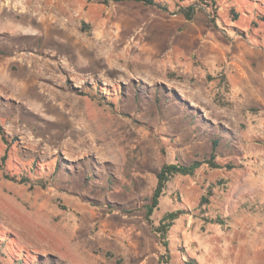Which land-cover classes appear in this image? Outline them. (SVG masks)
<instances>
[{
	"label": "rangeland",
	"instance_id": "obj_1",
	"mask_svg": "<svg viewBox=\"0 0 264 264\" xmlns=\"http://www.w3.org/2000/svg\"><path fill=\"white\" fill-rule=\"evenodd\" d=\"M160 1L168 11L133 1L0 0L4 263L24 253V264H264V201L229 195L237 160L172 179L152 216L157 226L182 212L168 249L146 220L160 168L211 152L190 124L191 107L215 126L213 117H224L201 82L147 67H217L219 56L204 51L212 32L264 49V0ZM191 5L188 19L180 8ZM23 33L31 35L13 38Z\"/></svg>",
	"mask_w": 264,
	"mask_h": 264
},
{
	"label": "crops",
	"instance_id": "obj_2",
	"mask_svg": "<svg viewBox=\"0 0 264 264\" xmlns=\"http://www.w3.org/2000/svg\"><path fill=\"white\" fill-rule=\"evenodd\" d=\"M207 36V40H203L207 42L205 48L209 49L204 51L219 56L217 67L207 63L210 67L147 68L152 71L157 69L162 75L172 68L181 76L187 75L194 83L198 81L209 88L214 104H219L217 106L224 116L213 117V121L230 127L225 129L236 137L233 145L219 143L216 162L223 166L237 160L243 166L242 169L231 170L234 173L231 175L229 195L237 201L252 195L253 201L263 203L264 178L252 170L250 158L264 157V67H256L264 59V49H254L242 36L227 32H212ZM194 101L200 103L196 99ZM234 146L239 150L236 155ZM219 152H228V155H219Z\"/></svg>",
	"mask_w": 264,
	"mask_h": 264
},
{
	"label": "trees",
	"instance_id": "obj_3",
	"mask_svg": "<svg viewBox=\"0 0 264 264\" xmlns=\"http://www.w3.org/2000/svg\"><path fill=\"white\" fill-rule=\"evenodd\" d=\"M126 1H133L136 3H141L145 6H152L158 9L167 10L162 3H160V0H104L105 4H111V3H123ZM180 8V7H179ZM196 8L194 5H191L189 7L180 8V12H183L186 14V17L188 19H191V16L194 14ZM264 22V17L260 19ZM256 26V24H255ZM236 31H239V29H236ZM142 85V84H141ZM140 85V86H141ZM89 94V93H88ZM91 94V93H90ZM159 94V93H158ZM157 94V96H158ZM91 96V95H89ZM136 96V94H135ZM161 97H157L156 101L158 103L166 102L167 99H160ZM139 102L140 97L136 98ZM143 100V99H142ZM142 102V101H141ZM193 114L189 115L188 118L191 119L190 124L195 127V131H203L204 136H207L209 140L212 143V151L210 154L205 156L203 160L195 159L189 163H185L180 160V158H176L175 162L173 163H166L164 164L158 173L156 174V187L154 189L153 196L151 198V202L149 205L146 206V220L147 222L152 226L153 232H155L158 236V238L161 240V243L164 245L166 249H168V241L167 236L174 225L175 221L178 219L179 215L182 214L180 211L176 212H168L166 213L159 221V224L155 226L152 221V216L154 212L160 207L161 200L166 194V190L168 188L169 183L174 179L176 176H194L198 169H200L204 164H207L212 169H220V168H226L231 169L232 166L230 164L221 165L216 162L217 157V148L219 146V143L225 142L226 145L230 146L233 145L236 137L229 131H227L222 125L215 126L211 121L205 119L203 115L198 111L197 109L192 108ZM56 172H59V164L56 165ZM84 166V165H83ZM85 167V166H84ZM12 180H16L13 179ZM24 182H28V178L24 179ZM211 186V185H210ZM210 188V187H209ZM204 198H202V201ZM2 253L0 252V264H6L2 261ZM21 257L15 258L16 261H14V264H24L25 263V254L22 253V255H19ZM20 260V261H18ZM18 262V263H17ZM29 264H37L32 262L31 260L28 262ZM52 264V263H50Z\"/></svg>",
	"mask_w": 264,
	"mask_h": 264
},
{
	"label": "built area",
	"instance_id": "obj_4",
	"mask_svg": "<svg viewBox=\"0 0 264 264\" xmlns=\"http://www.w3.org/2000/svg\"><path fill=\"white\" fill-rule=\"evenodd\" d=\"M252 170L258 174L261 178H264V157H252L250 158Z\"/></svg>",
	"mask_w": 264,
	"mask_h": 264
},
{
	"label": "bare ground",
	"instance_id": "obj_5",
	"mask_svg": "<svg viewBox=\"0 0 264 264\" xmlns=\"http://www.w3.org/2000/svg\"><path fill=\"white\" fill-rule=\"evenodd\" d=\"M4 6V5H3ZM2 7V6H1ZM25 10V9H24ZM24 13H25V15L26 14H29V15H32V17L34 16L35 18L37 17V14H34V13H32V12H30L29 10H26V11H24ZM56 22V21H55ZM21 28H22V26H21ZM28 28V27H27ZM12 30H13V34L14 33H16V32H18V31H20V29H18V28H11ZM24 29V28H23ZM24 31V30H23ZM26 31H28V30H26ZM27 33V32H26ZM30 33L29 34H24L23 33V35H14V37L13 38H23V37H30ZM14 59V58H13ZM27 60V58H25V59H23V61L22 62H25ZM50 71L49 70H47L45 67H43V68H40V70H39V73L40 74H42V75H47L48 73H49ZM54 74V73H53Z\"/></svg>",
	"mask_w": 264,
	"mask_h": 264
}]
</instances>
